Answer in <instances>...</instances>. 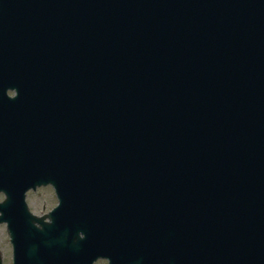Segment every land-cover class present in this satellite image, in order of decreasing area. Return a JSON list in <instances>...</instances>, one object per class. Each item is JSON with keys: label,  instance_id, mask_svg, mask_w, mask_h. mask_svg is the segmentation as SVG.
<instances>
[{"label": "water", "instance_id": "water-1", "mask_svg": "<svg viewBox=\"0 0 264 264\" xmlns=\"http://www.w3.org/2000/svg\"><path fill=\"white\" fill-rule=\"evenodd\" d=\"M0 193L15 264H264V0H0Z\"/></svg>", "mask_w": 264, "mask_h": 264}, {"label": "rangeland", "instance_id": "rangeland-1", "mask_svg": "<svg viewBox=\"0 0 264 264\" xmlns=\"http://www.w3.org/2000/svg\"><path fill=\"white\" fill-rule=\"evenodd\" d=\"M28 203L31 209L39 215L43 211L55 207L56 200L53 198V194L50 190H43L39 194H33ZM10 251L9 237L6 227L0 226V252L2 253L4 264H11Z\"/></svg>", "mask_w": 264, "mask_h": 264}, {"label": "flooded vegetation", "instance_id": "flooded-vegetation-1", "mask_svg": "<svg viewBox=\"0 0 264 264\" xmlns=\"http://www.w3.org/2000/svg\"><path fill=\"white\" fill-rule=\"evenodd\" d=\"M9 93V95L10 96H13V94L14 93H12V92H8ZM8 151H11L12 150V145L9 147V149H7ZM53 198H55V200H57L56 199V197H55V195L53 194ZM57 204V203H56ZM54 208V207H53ZM52 208V209H53ZM51 209V210H52ZM48 212H50V210H47L46 212H43L41 215H45L46 213H48ZM198 248H199V246H198ZM186 251L188 252V248L186 249ZM10 258H11V264H12V261H13V259H12V251H11V253H10ZM75 262H73V261H70L69 262V264H74ZM95 264H109V262L108 261H106V260H100V261H98V262H96ZM151 264H154V261L151 263Z\"/></svg>", "mask_w": 264, "mask_h": 264}]
</instances>
